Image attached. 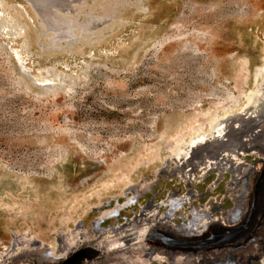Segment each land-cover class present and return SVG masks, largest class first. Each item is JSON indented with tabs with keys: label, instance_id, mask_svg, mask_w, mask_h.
Segmentation results:
<instances>
[{
	"label": "rangeland",
	"instance_id": "374dc122",
	"mask_svg": "<svg viewBox=\"0 0 264 264\" xmlns=\"http://www.w3.org/2000/svg\"><path fill=\"white\" fill-rule=\"evenodd\" d=\"M59 6L0 0V264H264V0Z\"/></svg>",
	"mask_w": 264,
	"mask_h": 264
},
{
	"label": "bare ground",
	"instance_id": "6f19581e",
	"mask_svg": "<svg viewBox=\"0 0 264 264\" xmlns=\"http://www.w3.org/2000/svg\"><path fill=\"white\" fill-rule=\"evenodd\" d=\"M37 1H39V2H46V1H49V0H37ZM54 1H56V3L59 5V4H61L62 2H64V1H66V0H54ZM73 1V0H72ZM72 3V2H71ZM67 6V5H66ZM68 7V6H67ZM4 25H5V22H4V20L3 19H1L0 20V28L2 27V28H4ZM64 25V24H63ZM66 25V24H65ZM69 25V24H68ZM67 25V26H68ZM64 27V26H63ZM65 28V27H64ZM8 29V28H7ZM63 29V28H62ZM63 31H65V30H63ZM69 31V30H68ZM68 31H67V33H68ZM58 37V36H57ZM54 38V37H53ZM56 38V37H55ZM264 86V85H263ZM262 96V95H261ZM254 97V96H253ZM257 97V96H256ZM257 101V99L255 100V102ZM260 103H262V102H260L259 101V105H257V106H252L253 108H254V110H253V114L252 115H256V114H259V111H260ZM258 104V103H257ZM253 105V104H252ZM263 108V107H262ZM251 111V110H250ZM262 111V110H261ZM246 114V113H245ZM247 115V114H246ZM261 116H263V115H261ZM258 117H259V115H256V118L258 119ZM248 119V118H247ZM253 119V118H252ZM230 120V119H229ZM228 120V121H229ZM259 120H261L260 118H259ZM233 121V120H232ZM254 125V124H253ZM230 129V128H229ZM226 133V132H225ZM236 135V134H235ZM220 137V136H219ZM214 138H217L218 139V136L216 137V135L214 136ZM218 141V140H217ZM213 142V141H212ZM234 144V143H233ZM229 145V144H228ZM210 151V150H209ZM248 155V154H247ZM228 187H230V186H228ZM229 189V188H228ZM227 193H228V190H227ZM237 198H238V195L236 196V200H237ZM241 208H234V209H232V211L230 212V213H227V215L225 216V218H227L226 219V223H225V226L224 227H226V228H228V229H235V228H237L238 227V223L235 221V218L237 217V212L240 210ZM196 213V212H195ZM141 216H144V213L142 214H139V217H141ZM195 216H199L197 213H196V215ZM193 217H194V215H193ZM190 218H192V216L191 215H189L188 217H187V223L188 222H190ZM197 218V217H196ZM199 218H201V217H199ZM203 219V218H202ZM198 220V219H197ZM242 221V220H241ZM129 223V222H128ZM127 223V224H128ZM186 223V224H187ZM125 225V224H124ZM123 225V226H124ZM170 225V224H169ZM198 225V224H197ZM171 226L173 227V229L175 230V231H177V228L175 227V226H173V224H171ZM232 232V231H231ZM233 232H235V230H233ZM127 236H128V234H126ZM126 235H123L122 237H126ZM229 235H233V234H231V233H229ZM119 238V237H118ZM120 240V239H119ZM31 244H33L34 242H33V240H31V241H29ZM38 242V241H37ZM19 243V242H18ZM26 243H28V242H26ZM83 244H88V242H82ZM45 247V246H44ZM106 248V247H105ZM113 248V247H112ZM39 249V248H38ZM152 248H150V250H151ZM33 250V249H32ZM46 250V249H45ZM123 251V250H122ZM121 251V252H122ZM142 251H146L145 249H143V246H138V247H134V248H131V249H127L126 251H124V252H122V254H121V256H119V255H116V254H114V256L115 257H113V254H112V258H114V259H119V260H122L123 258H125V259H129V258H132L133 256H131V255H133V254H135L136 252H142ZM108 252V251H107ZM119 252V251H118ZM121 252H119V253H121ZM241 252V251H240ZM238 253L239 255H241L242 253ZM143 253V252H142ZM223 254L225 253V252H222ZM25 254V253H24ZM42 254V253H41ZM118 254V253H117ZM3 255V254H2ZM40 255V254H39ZM45 255V254H44ZM47 255V254H46ZM54 255V254H53ZM103 255V254H102ZM202 255H205V254H202ZM54 256H57V257H59V256H62V254L61 253H56ZM103 256H105V257H101V259H100V261H98V262H96V261H90L91 263H89V264H94V263H99V264H106V262H108V261H110L109 259H106V253L103 255ZM119 256V257H118ZM129 256V257H128ZM140 256H142V255H140ZM238 256V255H237ZM49 257V256H48ZM63 258V257H62ZM139 258V257H138ZM169 259H165V260H163V258H160V260L158 259V258H155V259H153L154 260V263L155 262H159V264H168V263H172L173 262V260L171 261V259H173V257L172 256H169L168 257ZM3 259V258H2ZM2 259H1V261H2ZM61 259V258H60ZM133 259H134V257H133ZM60 261V260H59ZM194 260H191V262L190 263H188V264H194L195 263V261L193 262ZM41 262H43V263H46V261L44 262V261H41ZM51 262V261H50ZM139 262V261H138ZM168 262V263H167ZM48 263V262H47ZM2 264V263H1ZM48 264H50V263H48ZM54 264H56V263H54ZM137 264V263H136Z\"/></svg>",
	"mask_w": 264,
	"mask_h": 264
},
{
	"label": "water",
	"instance_id": "95a60500",
	"mask_svg": "<svg viewBox=\"0 0 264 264\" xmlns=\"http://www.w3.org/2000/svg\"><path fill=\"white\" fill-rule=\"evenodd\" d=\"M27 3L30 4L32 9L37 13V15L42 19V22L44 25H48V29H51L53 31L56 30V23L53 21V18L55 17L54 10H58L63 12L64 9L60 7L56 1L49 0L46 2H39L37 0H24ZM59 38V37H58ZM57 39V38H56ZM54 39V40H56Z\"/></svg>",
	"mask_w": 264,
	"mask_h": 264
}]
</instances>
